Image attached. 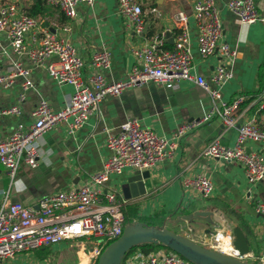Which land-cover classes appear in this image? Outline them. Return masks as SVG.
<instances>
[{"label":"crops","instance_id":"crops-1","mask_svg":"<svg viewBox=\"0 0 264 264\" xmlns=\"http://www.w3.org/2000/svg\"><path fill=\"white\" fill-rule=\"evenodd\" d=\"M0 1L15 2L19 10L26 13L36 0ZM195 1L137 0L145 22V29L141 34L134 32L132 25L118 13L116 0H94L92 6L79 3L74 18L66 17L58 7L47 5L48 12L36 17L57 37L71 41L84 61V76L91 71L92 54L102 49L108 50L110 66L103 70V74L107 81H118L126 79L132 66L139 63L132 49L146 45L155 37H163L164 47H173L179 31L174 13L182 10L188 18L193 71L208 78L219 63L220 56L215 53L201 57L198 53L193 17ZM228 1L215 0L222 22L223 40L236 50L232 64L233 77L223 84L221 93L228 101L235 94H243L245 100L241 108L245 111L240 119L245 120L256 114L262 125L264 116L256 112L259 103L254 99L264 87V21L242 23L239 17L228 10ZM255 2L259 14L264 17V0ZM26 41H30L29 36ZM53 60L54 58H50L47 63ZM15 61L29 69L33 87L23 91L21 76L16 77L9 88L0 87V107L18 105L21 110L18 115H0V139L8 137L18 123L25 126L32 123V111L41 98L46 99L54 110H59L74 90L71 84H57L49 75L46 64L36 65L27 55L15 53L10 47L9 38L0 32V75L8 73ZM22 93L24 98L19 100ZM210 106L208 93L188 80L180 81L175 88L149 81L126 88L119 95H108L101 102L100 111L92 113L75 133H69L65 123L43 132L37 138L40 156L35 168L21 162L15 175L11 177L0 164V206L4 201L36 205L43 196L82 185L90 174L102 168L103 160L110 153L107 139L119 132L120 125L127 118H136L141 126L151 128L159 135L171 137L179 125L201 117ZM236 133L237 127L227 129L215 118L186 133L180 139L173 156L148 169L150 176L144 179L146 194L128 199L127 206L136 207L133 219L141 217L150 225H163L171 231L197 240L208 233L207 222L197 225L194 221H189L192 223L188 224L187 221L177 222L176 219L194 211H211L214 226L224 224L229 229L238 227L244 232L251 254L259 261V257L264 256V213L256 212L255 205L257 202L264 203V181L250 183L243 166L238 162L200 156L207 143L214 139L232 146ZM246 146L252 152L263 150L260 142L249 141ZM135 171L127 168L121 174L111 175L108 187L122 193V184ZM196 174H206L213 181V194L207 199L181 184V177ZM232 186L238 189L239 196L245 197L246 204L252 206L244 214H239L235 206L231 208L233 204L229 206L227 201L218 198L221 194L231 200L234 195ZM162 213L169 217L175 215L171 213L177 214L174 219L166 215L167 222H154L153 218L161 219ZM194 226L198 229H194ZM65 243L75 244L63 241L40 247L4 259L0 264L36 262L35 254L39 256L37 264H51V258L59 259L61 264H68L60 258ZM33 251L37 253L33 254Z\"/></svg>","mask_w":264,"mask_h":264},{"label":"built area","instance_id":"built-area-1","mask_svg":"<svg viewBox=\"0 0 264 264\" xmlns=\"http://www.w3.org/2000/svg\"><path fill=\"white\" fill-rule=\"evenodd\" d=\"M44 1L47 5L58 7L66 17L74 18L79 3L92 6L94 0ZM116 1L118 13L132 25L134 32L141 34L145 29L141 5L137 0ZM226 6L242 23L264 21L255 0H229ZM193 17L199 55L207 57L218 53L220 56L219 63L208 78L193 71L188 18L185 12L179 10L174 13L179 31L172 48L164 47L163 37L153 38L146 45L132 49L139 63L132 66L126 79L107 81L103 70L110 66L108 50L92 54L91 71L84 76V61L68 38L57 37L39 17L21 12L15 2L0 1V32L9 38L11 49L18 55H27L36 65L46 64L49 75L57 84L68 83L74 87L61 109L54 110L46 99L41 98L32 111V123L27 126L18 123L8 137L0 139V164L11 177L21 162L31 168L37 166L40 156L37 138L43 132L65 123L69 133H75L92 113L100 111V104L108 95H119L126 88L149 81L175 88L180 81L188 80L204 89L211 99L210 108L201 117L179 125L171 137L141 126L136 118H127L120 125L119 132L108 137L110 153L103 160L102 168L90 174L78 187L43 196L36 205L4 201L0 206V263L22 252L70 241L86 251V264H96L101 252L122 234L125 227L124 213L128 199L108 187L110 176L121 174L127 168L138 171L150 169L173 156L186 133L214 118L219 119L227 129L237 127L234 143L228 146L214 139L207 143L200 156L238 162L250 183L264 181V121L261 125L256 114L240 119L245 111L241 108L245 96L235 94L228 101L221 93L223 84L233 77L236 50L223 40L222 22L215 0H196ZM27 36L30 37L28 42ZM50 58L54 60L47 63ZM29 72L15 61L8 73L0 75V87L9 88L14 79L21 76L22 88L26 91L33 87ZM23 98L22 93L19 100ZM254 101L259 103L256 112L264 116V87ZM20 111L18 105L0 107V115H18ZM249 141L260 142L263 150L248 151L246 145ZM181 184L186 189L195 190L203 199L209 198L214 190L213 181L206 174L184 175ZM255 211L264 213V203L257 202ZM84 239L93 240V245L89 246ZM233 240L232 229L220 224L193 241L240 260L255 258L251 252L240 253ZM142 245H149L150 250L144 252ZM142 245L130 249L120 264H192L184 256L159 243ZM258 263L264 264V256L259 257Z\"/></svg>","mask_w":264,"mask_h":264},{"label":"water","instance_id":"water-1","mask_svg":"<svg viewBox=\"0 0 264 264\" xmlns=\"http://www.w3.org/2000/svg\"><path fill=\"white\" fill-rule=\"evenodd\" d=\"M47 25V23H45ZM239 123L237 124V126ZM150 176L149 170H136L128 176L121 186V191L126 199L137 198L146 194L144 179ZM204 219L208 223L207 232L214 227L212 212L207 210L194 211L177 217V222ZM233 244L240 253L250 252L244 232L234 227L232 229ZM152 243L161 244L170 250L187 258L192 264H252L246 260L220 253L217 250L205 247L191 240L183 234L171 231L163 225H149L144 221H136L125 225L122 234L109 243L99 255L96 264H120L124 255L133 247ZM261 264V263H256Z\"/></svg>","mask_w":264,"mask_h":264},{"label":"rangeland","instance_id":"rangeland-1","mask_svg":"<svg viewBox=\"0 0 264 264\" xmlns=\"http://www.w3.org/2000/svg\"><path fill=\"white\" fill-rule=\"evenodd\" d=\"M47 5V4H46ZM50 6V5H49ZM55 7V6H54ZM217 184H220V182L219 181H217L216 182ZM216 189H217V187H216ZM232 192L234 193V195L232 196V198H231V200L229 199V197H226V196H224V195H221V194H219L218 196V198L219 199H221V200H225V201H227L228 203H229V206H231L230 204H233V206H231V208L232 207H234L237 211H239V214H240V212L242 213V214H244V211H246V210H248V208H252V206L251 205H248V204H246V199H245V197L244 196H239L238 195V189H235V188H233V186H232ZM241 197H244V198H241ZM228 200H230V201H228ZM136 210L133 208V207H126V212H127V214L129 215V216H131V218L134 216L133 215V213L135 212ZM168 214H170V213H168ZM171 214H177V213H171ZM236 214H238V213H236ZM162 218L161 219H156V218H153V221L154 222H157V221H159V222H167V218H165L166 217V215L167 214H165V213H162ZM175 215H170V217H169V215H167L170 219H174L175 218ZM135 217V216H134ZM165 218V219H164ZM145 219H143L142 218V221H144ZM191 221H194L197 225H199V224H201V223H204V222H206L204 219H192ZM145 222V221H144ZM187 223L188 224H190V223H192V222H189V221H187ZM208 224V223H207ZM208 226V225H207ZM194 229H198V227L197 226H194L193 227ZM84 241L90 246V245H93V240H90V239H84ZM48 247V246H47ZM51 248V247H50ZM63 248H65L66 250H69V251H73L78 257H77V260L74 262V264H86V257H87V255H86V251L85 250H83L79 245H75V244H70V243H65L64 245H63ZM52 251V250H51ZM33 254H35V253H37V251H33L32 252ZM23 255V254H22ZM35 257L37 258L36 259V262L39 260L38 259V255L37 254H35ZM29 258H33V257H29ZM28 258V259H29ZM34 259V258H33ZM51 260V264H61L60 263V261H59V259L58 260H52V258L50 259ZM134 260H137V257H134ZM36 262H34V261H28V263L29 264H37ZM248 262L249 263H252V264H256V263H258L259 261L257 260V259H248ZM39 264H42V263H39Z\"/></svg>","mask_w":264,"mask_h":264},{"label":"trees","instance_id":"trees-1","mask_svg":"<svg viewBox=\"0 0 264 264\" xmlns=\"http://www.w3.org/2000/svg\"><path fill=\"white\" fill-rule=\"evenodd\" d=\"M25 12L26 14L31 15V16L43 15L48 12V7L44 0H36L35 2L31 3V6ZM127 207H133L136 210V207L134 206L129 205ZM124 214H125V225L134 223L136 221H142L141 217L133 219L134 217L133 216L131 218V216L127 214L126 209H125ZM135 214H136V211L133 213V215ZM141 248L144 252H147L150 250L149 245H142ZM62 249L63 251H62V255H60V258H63L65 262L68 264H74L78 256L73 251L66 250L65 248H62Z\"/></svg>","mask_w":264,"mask_h":264}]
</instances>
